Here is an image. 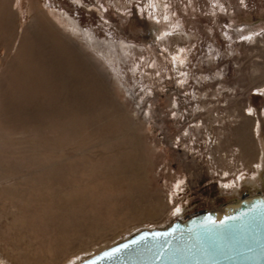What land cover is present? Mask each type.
<instances>
[{"label": "rangeland", "instance_id": "374dc122", "mask_svg": "<svg viewBox=\"0 0 264 264\" xmlns=\"http://www.w3.org/2000/svg\"><path fill=\"white\" fill-rule=\"evenodd\" d=\"M263 168L264 0H0L3 264H78Z\"/></svg>", "mask_w": 264, "mask_h": 264}, {"label": "water", "instance_id": "95a60500", "mask_svg": "<svg viewBox=\"0 0 264 264\" xmlns=\"http://www.w3.org/2000/svg\"><path fill=\"white\" fill-rule=\"evenodd\" d=\"M260 183L163 227L137 231L78 264H264V168Z\"/></svg>", "mask_w": 264, "mask_h": 264}, {"label": "bare ground", "instance_id": "6f19581e", "mask_svg": "<svg viewBox=\"0 0 264 264\" xmlns=\"http://www.w3.org/2000/svg\"><path fill=\"white\" fill-rule=\"evenodd\" d=\"M160 5H161V4H160ZM15 6H16V5H15ZM50 12H51L52 14H54V18L57 20V22H58L59 24H61L62 26H64L63 22H62L61 19H60V16H59V14H58V11L55 10V9H51ZM123 45L126 46V43L123 42ZM70 82H71L72 90H75L76 87H74V86H75V83L77 82V79H76V77H75L74 74H72V76L70 77ZM70 90H71V89H70ZM92 103H93V102H92ZM209 126H210V125H209Z\"/></svg>", "mask_w": 264, "mask_h": 264}, {"label": "snow or ice", "instance_id": "6c2138e0", "mask_svg": "<svg viewBox=\"0 0 264 264\" xmlns=\"http://www.w3.org/2000/svg\"><path fill=\"white\" fill-rule=\"evenodd\" d=\"M175 211H176L177 213H179L180 209L177 208ZM207 221H208V223L215 224V221H212L210 217L207 218ZM227 223H228V221H226V220H225V221H221V224H222V225H226ZM156 235H157V236H160V235L167 236V235H170V233H163V234H161V233H157ZM125 247H127V246H125ZM115 251H119V249H116ZM106 255H111V253H106Z\"/></svg>", "mask_w": 264, "mask_h": 264}, {"label": "clouds", "instance_id": "9594fccd", "mask_svg": "<svg viewBox=\"0 0 264 264\" xmlns=\"http://www.w3.org/2000/svg\"><path fill=\"white\" fill-rule=\"evenodd\" d=\"M0 264H3V262H2V261H0Z\"/></svg>", "mask_w": 264, "mask_h": 264}]
</instances>
